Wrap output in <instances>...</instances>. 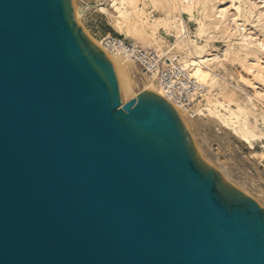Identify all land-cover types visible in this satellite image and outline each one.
<instances>
[{"label": "water", "instance_id": "95a60500", "mask_svg": "<svg viewBox=\"0 0 264 264\" xmlns=\"http://www.w3.org/2000/svg\"><path fill=\"white\" fill-rule=\"evenodd\" d=\"M0 264H264V207L73 0H0Z\"/></svg>", "mask_w": 264, "mask_h": 264}, {"label": "rangeland", "instance_id": "374dc122", "mask_svg": "<svg viewBox=\"0 0 264 264\" xmlns=\"http://www.w3.org/2000/svg\"><path fill=\"white\" fill-rule=\"evenodd\" d=\"M197 1L187 10L182 0H130L131 15L122 27L110 0H73V5L105 7L76 15L92 41L112 34L144 44L132 26L143 21L156 25L159 51L177 43L180 28L197 41L194 54L221 55L209 65L212 83L196 101V112H183L182 120L203 161L264 207V0ZM182 40L179 51L189 59V40ZM131 69L133 88L148 89L143 67L133 63Z\"/></svg>", "mask_w": 264, "mask_h": 264}, {"label": "bare ground", "instance_id": "6f19581e", "mask_svg": "<svg viewBox=\"0 0 264 264\" xmlns=\"http://www.w3.org/2000/svg\"><path fill=\"white\" fill-rule=\"evenodd\" d=\"M196 2H198V1L197 0H182V3L186 6L187 10H191ZM129 3H130V0H110V4L114 8L113 10L117 14L116 18L118 19V24L121 25V27L129 19L130 15H131V12L127 9V5H129ZM132 3H133V1H131V4ZM81 7H82L81 9L74 7L75 16L79 15V14H81V13H83L89 9H92V8H97L99 10H105V7L103 6V4H99V5L94 6V7L90 6V5H87V6L84 5V7H83V5H82ZM133 8L136 11L137 5L134 4ZM222 14L223 13H221L220 15H222ZM132 26L134 27L135 31H137L139 33V35L141 36V38L144 41V44H141V43H138V42H135L132 40H129V41H131L132 43L150 51L152 54V60H154L155 63L159 62V65L157 68H152L150 70H146V68H143V74H145L147 76L146 77L147 78L146 83L148 85L147 88L149 90H152V91L156 92L157 94H159L163 97L166 96L165 90H164V83L162 82V79H161V70L166 65L173 66L176 61L181 63V65L185 69H187L192 76H194L196 78V80L205 88V90H206V86L208 84L212 83V81L210 79L211 70L209 68V65L211 63H214L215 61H217L221 57V55L219 53H210L206 56L194 54L193 50H194V46L195 47L197 46V41L190 39L189 34L186 33V31H182V29H180V28H178L179 34H178L177 43L172 45V46H169V49H167L165 47V50L159 51L161 49V45H162L161 42L162 41L158 40L156 35H155L156 25H147V23L140 21L139 23L138 22L132 23ZM182 39H188L189 40V46L191 48V53L188 54L189 59L188 58L186 59V57L182 55L183 52L179 51V49L182 48V44L184 43V41ZM93 42L98 47L102 48L106 52L110 53L111 55H113V56H115L121 60V62L123 63V65H124V67L128 73V76L131 80V83H132L131 66L133 65V63H138V62L134 59L126 57L121 52V50L118 48H114L113 50L106 49L103 45L102 40L99 42L98 41L97 42L93 41ZM161 62H162V64H161ZM169 101L174 106V108L176 109V111L180 115L181 119L183 116V112L193 113V112H196V110H197L196 109V106H197L196 103L193 107L189 108V107H184L183 105L178 104L174 101H171V100H169ZM232 114H234L235 117L237 116L234 112H232ZM226 119H229L231 121V123H233V124L236 123V121L232 120V118H230V117H226Z\"/></svg>", "mask_w": 264, "mask_h": 264}, {"label": "built area", "instance_id": "2783aa9c", "mask_svg": "<svg viewBox=\"0 0 264 264\" xmlns=\"http://www.w3.org/2000/svg\"><path fill=\"white\" fill-rule=\"evenodd\" d=\"M103 45L108 50L118 48L131 59L138 62L140 66L150 70L157 68L159 62L152 60V54L131 41L117 35L108 34L102 39ZM162 64V62H161ZM161 79L164 83L166 99L174 101L184 107H193L205 88L192 76L181 63L175 62L173 66H164L161 70Z\"/></svg>", "mask_w": 264, "mask_h": 264}]
</instances>
